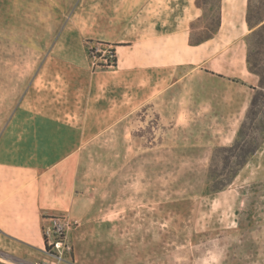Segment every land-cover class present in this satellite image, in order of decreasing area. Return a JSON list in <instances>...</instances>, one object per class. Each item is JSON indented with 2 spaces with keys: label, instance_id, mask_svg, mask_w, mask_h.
Listing matches in <instances>:
<instances>
[{
  "label": "rangeland",
  "instance_id": "obj_1",
  "mask_svg": "<svg viewBox=\"0 0 264 264\" xmlns=\"http://www.w3.org/2000/svg\"><path fill=\"white\" fill-rule=\"evenodd\" d=\"M193 3L0 0V155L58 163L70 221L64 261L0 248V264H264V147L206 192L213 149L233 142L253 91L196 65L149 91L158 69H125L114 47L154 12L200 32ZM245 10L223 0L225 42L243 35L246 47Z\"/></svg>",
  "mask_w": 264,
  "mask_h": 264
},
{
  "label": "crops",
  "instance_id": "obj_2",
  "mask_svg": "<svg viewBox=\"0 0 264 264\" xmlns=\"http://www.w3.org/2000/svg\"><path fill=\"white\" fill-rule=\"evenodd\" d=\"M143 16L148 17L140 11L138 17L143 20ZM149 17L155 20L141 23L137 35L114 46L118 61L125 69H158L157 77L147 73L149 91L173 89L178 82L176 70L180 66L195 69V65L204 74L228 84H240L249 92L257 86V76L248 72L246 67L243 35L225 42L226 31L223 28L230 18H225L222 11L218 32L199 45L188 44V34L184 30L180 32L179 17L173 11L154 12ZM134 19L128 23L130 31ZM244 27L247 25L243 19L240 30ZM236 51L237 55L234 54ZM190 80L188 77L187 82ZM135 82L133 80L132 84ZM263 147L264 142L250 160ZM8 160L9 157L0 155V248L14 255L35 257V251L41 253L43 249L42 227L48 218L56 215L67 217V187L59 178L58 163L44 168L41 162L36 163L34 157L24 161Z\"/></svg>",
  "mask_w": 264,
  "mask_h": 264
},
{
  "label": "trees",
  "instance_id": "obj_3",
  "mask_svg": "<svg viewBox=\"0 0 264 264\" xmlns=\"http://www.w3.org/2000/svg\"><path fill=\"white\" fill-rule=\"evenodd\" d=\"M194 6L201 11L197 21L203 23V28L197 32V22L190 23L189 45H199L211 39L221 25L222 0H194ZM244 21L249 31L245 38L246 67L248 72L257 76V86L252 88L253 93L233 142L213 149L208 168V194L229 186L264 142V0H246ZM111 55L115 58L113 49Z\"/></svg>",
  "mask_w": 264,
  "mask_h": 264
},
{
  "label": "built area",
  "instance_id": "obj_4",
  "mask_svg": "<svg viewBox=\"0 0 264 264\" xmlns=\"http://www.w3.org/2000/svg\"><path fill=\"white\" fill-rule=\"evenodd\" d=\"M47 222V225L42 230L44 237L43 250L46 255L55 261H64L65 253L70 251L67 237L70 221L64 215H56L48 218ZM46 247H48V250H46Z\"/></svg>",
  "mask_w": 264,
  "mask_h": 264
}]
</instances>
